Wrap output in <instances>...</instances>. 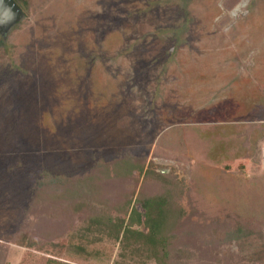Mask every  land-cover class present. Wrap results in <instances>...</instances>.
I'll return each instance as SVG.
<instances>
[{
	"label": "rangeland",
	"instance_id": "rangeland-1",
	"mask_svg": "<svg viewBox=\"0 0 264 264\" xmlns=\"http://www.w3.org/2000/svg\"><path fill=\"white\" fill-rule=\"evenodd\" d=\"M30 2L0 30V264L39 180L125 156L178 176L190 224L252 231L221 262L264 263V0Z\"/></svg>",
	"mask_w": 264,
	"mask_h": 264
},
{
	"label": "trees",
	"instance_id": "trees-1",
	"mask_svg": "<svg viewBox=\"0 0 264 264\" xmlns=\"http://www.w3.org/2000/svg\"><path fill=\"white\" fill-rule=\"evenodd\" d=\"M15 1L27 14L30 0ZM161 167L125 156L87 175L39 180L30 222L12 239L25 249L19 264H94L116 251L113 264H225L219 247L242 245L252 231L190 224L185 185Z\"/></svg>",
	"mask_w": 264,
	"mask_h": 264
},
{
	"label": "water",
	"instance_id": "water-1",
	"mask_svg": "<svg viewBox=\"0 0 264 264\" xmlns=\"http://www.w3.org/2000/svg\"><path fill=\"white\" fill-rule=\"evenodd\" d=\"M22 15V9L15 0H0L1 32H6Z\"/></svg>",
	"mask_w": 264,
	"mask_h": 264
}]
</instances>
